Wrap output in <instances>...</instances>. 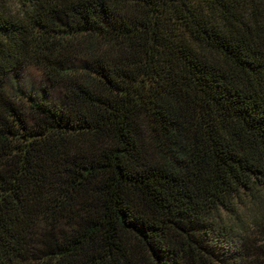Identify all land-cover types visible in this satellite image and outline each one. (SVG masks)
<instances>
[{
	"label": "trees",
	"instance_id": "16d2710c",
	"mask_svg": "<svg viewBox=\"0 0 264 264\" xmlns=\"http://www.w3.org/2000/svg\"><path fill=\"white\" fill-rule=\"evenodd\" d=\"M0 264H264V0H0Z\"/></svg>",
	"mask_w": 264,
	"mask_h": 264
},
{
	"label": "rangeland",
	"instance_id": "374dc122",
	"mask_svg": "<svg viewBox=\"0 0 264 264\" xmlns=\"http://www.w3.org/2000/svg\"><path fill=\"white\" fill-rule=\"evenodd\" d=\"M42 80L41 72L33 66L27 67L20 77L22 88L37 91ZM12 91H15V85H12Z\"/></svg>",
	"mask_w": 264,
	"mask_h": 264
}]
</instances>
